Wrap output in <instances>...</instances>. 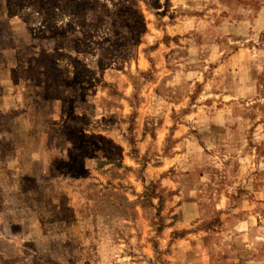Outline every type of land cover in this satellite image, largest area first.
Masks as SVG:
<instances>
[{"label":"rangeland","instance_id":"1","mask_svg":"<svg viewBox=\"0 0 264 264\" xmlns=\"http://www.w3.org/2000/svg\"><path fill=\"white\" fill-rule=\"evenodd\" d=\"M0 264H264V0H0Z\"/></svg>","mask_w":264,"mask_h":264}]
</instances>
